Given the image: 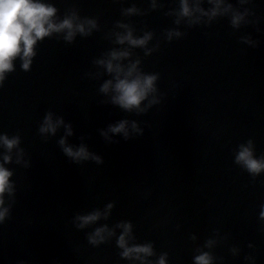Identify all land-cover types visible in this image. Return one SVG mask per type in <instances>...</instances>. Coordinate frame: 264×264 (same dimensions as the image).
<instances>
[{
    "label": "water",
    "instance_id": "95a60500",
    "mask_svg": "<svg viewBox=\"0 0 264 264\" xmlns=\"http://www.w3.org/2000/svg\"><path fill=\"white\" fill-rule=\"evenodd\" d=\"M51 2L61 17L75 7L97 18L100 30L72 43L45 38L29 71L17 58L15 70L5 73L0 132L19 134L24 152L13 149L4 164L14 193H5L11 208L0 223V264H132L120 257L115 238L93 246L86 233L96 225L79 230L73 223L77 212H103L108 202H115L111 217L98 224L130 220L136 242L153 243V261L167 252V264H194V255L208 251L212 264H252L248 256L264 264V173L253 177L235 163L238 146L249 139L254 155L264 156V0H218V7L203 0L207 15L188 0L189 17L179 15V0ZM133 3L145 14L122 16ZM236 14L238 27L231 25ZM121 19L137 35L153 31L149 47L159 41L149 56L134 49L145 72L159 73L161 102L142 115L101 103L107 97L99 87L108 76L87 75L98 70L95 58L119 47L106 34ZM169 28L184 35L168 41ZM49 111L53 122L63 116L71 123L68 144H85L103 164L71 161L58 143L63 125L55 136L40 134ZM124 118L130 132L137 120L143 135L125 140L109 133L116 142L106 141L100 130ZM5 154L0 147V163Z\"/></svg>",
    "mask_w": 264,
    "mask_h": 264
},
{
    "label": "clouds",
    "instance_id": "9594fccd",
    "mask_svg": "<svg viewBox=\"0 0 264 264\" xmlns=\"http://www.w3.org/2000/svg\"><path fill=\"white\" fill-rule=\"evenodd\" d=\"M180 12L182 17L192 15L189 8L188 0H179ZM203 0H197V11L204 12L200 7ZM208 3H217L218 0H207ZM245 2V0H238ZM232 5L229 4L228 8ZM152 10L155 6L152 5ZM146 10L138 8L135 3L131 7L123 8L121 15L131 17L135 15H144ZM218 14L217 8H213L211 15L215 17ZM242 15L236 14L231 18V25L238 27ZM176 23H179L177 20ZM123 29L124 31H119ZM100 30V24L97 18L81 16L79 10L75 7L67 9L63 16L59 14V9L51 0H0V85L5 80V73L15 70L13 61L17 58L21 61V68L29 71L33 62V58L37 55V45L45 38L56 36L62 38L67 43L75 41L76 37H88L94 31ZM166 39L173 40L172 37H181V33L176 29H166ZM135 27L125 20L115 21L114 27L106 34L114 45L104 52L100 57L93 60V64L97 66L96 72H89L87 75L93 78H99L107 75L100 84L99 92L107 99L102 100L103 104H111L117 106L127 113H135L136 115L145 114L154 105L161 102V93L157 86L159 73L145 72L142 68V58L134 53V49H143L144 55L149 56L159 47V41L152 47H149L150 41L153 40V31H144L142 35H137ZM251 43V41H249ZM51 111L43 118L40 124L39 133H49L55 136L58 128L63 125L65 135L61 136L58 143L63 153L74 163H82L85 161H94L96 164H103V157L81 143L74 147L67 143V137L72 136L73 127L71 123H65L63 116L58 117L55 122L52 119ZM130 121L127 118L120 119L116 123H110L107 130L101 129L100 134L109 143L112 140L109 133L122 134L125 140L132 138V133L143 135L144 129L140 123L131 120V132L129 131ZM83 139V137H81ZM21 137L19 134L9 135L0 132V147L6 150L3 156V163H0V223L4 222L10 214L11 205L5 207V193L12 195L14 188L10 177L13 172L4 167V164L12 162L10 153L13 149H17L20 153L24 149L20 147ZM254 142L249 139L247 143H241L235 154V163L243 167L253 177L264 173V156L259 158L254 155ZM20 163L19 160L16 161ZM27 166V165H25ZM115 202H108L105 210L102 212L100 208H94L87 212H77L73 217V223L79 230L86 229L96 225L91 232L86 233L89 244L98 246L109 242L115 238L116 246L121 250L119 255L122 259L132 262V264H167L168 253H161L158 258L153 261L151 257L156 256L154 245L152 242L137 243L136 236L133 232V224L130 220H120L112 225L108 223H99L100 221H108L112 214ZM264 209V206H262ZM260 219L264 220V210L260 212ZM119 231V233L117 232ZM191 239L195 240L193 235ZM210 241H206V245ZM246 259L251 260L255 264L254 257L248 256ZM194 264H212L213 255L208 251H203L193 257Z\"/></svg>",
    "mask_w": 264,
    "mask_h": 264
}]
</instances>
